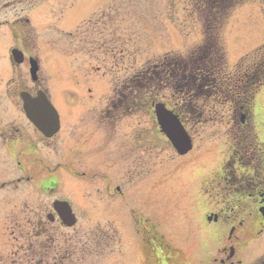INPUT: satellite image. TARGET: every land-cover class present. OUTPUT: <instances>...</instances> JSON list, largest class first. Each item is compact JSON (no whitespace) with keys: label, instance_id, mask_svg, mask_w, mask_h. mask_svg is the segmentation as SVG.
<instances>
[{"label":"rangeland","instance_id":"rangeland-1","mask_svg":"<svg viewBox=\"0 0 264 264\" xmlns=\"http://www.w3.org/2000/svg\"><path fill=\"white\" fill-rule=\"evenodd\" d=\"M44 3L32 15L36 39V32L39 34V49L33 51L34 55L42 53L45 64L41 72L48 76V92L63 127L54 139L58 148L55 160L50 154L54 152L41 149L33 157H42L43 164L24 167L35 182L44 168L46 172L50 168L48 175L59 180L56 199L67 198L77 209L76 226L53 227L60 241H77L87 249L82 262L73 258L68 264H145L146 259L154 260L152 240L172 248L176 257L184 259L177 261L179 264H205L208 251L204 247L213 227L206 217L216 209V202L203 189L228 159L232 128L226 123L227 111L217 105L215 111L221 118L217 121L210 112L201 110L210 108V103L193 107L202 115L201 123L194 118L195 123L189 126L195 142L184 157H178L160 134L154 116L149 114L152 106L147 109L144 105L143 112L113 125V119L105 116L109 101L117 98L115 90L132 74L143 72L144 67L154 66L167 55H186L204 42L199 16L193 13V9L202 11L201 1ZM229 12L217 36L226 74H233L264 53V0L238 2ZM72 106L79 109L70 111ZM252 109L261 115L264 127V86ZM259 131L264 142V130ZM63 154L82 177L64 172ZM145 164L150 165V172ZM13 168L8 164L9 175ZM93 174L94 179L90 178ZM108 184L110 196L105 191ZM116 186H121V193L115 194ZM98 231L107 233L109 243L113 241L103 252L91 247ZM9 236L7 230V241ZM253 241L259 242L248 247L246 262L260 264L254 260L263 253L264 261V240Z\"/></svg>","mask_w":264,"mask_h":264},{"label":"flooded vegetation","instance_id":"flooded-vegetation-1","mask_svg":"<svg viewBox=\"0 0 264 264\" xmlns=\"http://www.w3.org/2000/svg\"><path fill=\"white\" fill-rule=\"evenodd\" d=\"M44 2L46 0H0V18L3 17L0 21V264H68L73 258L82 262L87 251L77 241H60L55 236L53 227L62 226L55 214L52 222L49 215L54 213L55 201L68 199H56V177L48 175L52 170L47 168L46 172L44 168V173L35 182L34 177L27 176L28 169L24 167L28 163L43 164L42 157H33L41 149L54 152L50 153L54 161L58 149L54 142L56 135L45 136L25 112V99L33 100L39 93L54 105L48 92V76L41 72V65L45 64L41 60L42 53H39L40 56L38 52L34 55L33 51L39 49L36 45L39 34L36 32V39L32 15ZM59 6L62 7V4ZM162 60L155 67L162 69L165 81L174 80L177 84L190 81L187 73L186 76L184 72L175 73V77L169 74L170 64L177 65V61L172 60H180L179 57L171 59L172 62L168 61V57ZM32 62L38 67L34 78L30 74ZM194 66L196 73L199 66ZM250 66L252 64L241 65L233 74L242 77L249 75L247 82L253 85L262 80L263 70L261 63H256V70ZM147 79L151 81V71ZM244 95L228 93L223 97L222 106L227 111V124L231 131L238 123L237 112L245 99ZM200 97L203 96L189 95L194 99ZM241 112L239 130L242 143L237 142L234 135L228 159L220 173L213 175L214 179L207 183L206 191L203 189V193L210 194L216 202V209L209 213L214 216V221L209 224V227L213 226L212 233L206 241L208 246L204 247L208 251L204 254L205 264H247L248 247L253 242H259L253 241L255 239L264 240V142L259 131H263L264 127L261 126V115L257 114L258 111L253 113L251 105L248 107L245 103ZM178 115L189 128L187 116L181 111ZM62 159L65 173L82 177L72 169L66 154ZM8 164L15 169L11 175L8 174ZM145 167L150 172V165L145 164ZM105 191L108 196L111 195L109 184ZM119 193L121 189L116 186L115 194ZM72 208L76 213L73 205ZM7 230H10L8 241L5 238ZM112 243L105 245V241H100L97 249L103 252ZM153 250L157 264H179L174 257L178 255L164 243L159 245L160 253L157 248ZM255 259V262L264 264L263 253Z\"/></svg>","mask_w":264,"mask_h":264},{"label":"trees","instance_id":"trees-1","mask_svg":"<svg viewBox=\"0 0 264 264\" xmlns=\"http://www.w3.org/2000/svg\"><path fill=\"white\" fill-rule=\"evenodd\" d=\"M228 0H212L209 3H207L208 7L213 8V17H208L207 20L202 21L204 24V27L206 28V47H213L215 48V52L211 53L209 51L207 52H200L198 51L194 55L192 54L191 57L187 61L183 60H177L178 64L176 67L171 66L169 74H175L180 72H184L183 66L185 63H191L192 66H194L193 63L198 65H207V63H211V66H205L201 67L198 71V73H190V81L186 83L185 81H182L180 83H176L174 80L171 82H167L164 80V77L159 74L158 76H154L151 81H148L147 74L141 73L140 75L134 77L131 80V83L129 84V87H127L128 93L125 95V99L121 100V103L118 102L117 105H115L114 109L112 108L113 113L115 114L114 118H121L124 116H128L131 114H137L142 112L141 109L144 108V105H148L147 109L153 105L154 102L157 101L159 98L158 91L161 88H169L172 89L175 98L181 97L182 102L187 101L190 102H197V99L189 98V95H203L205 93H218V95L223 98L224 95L228 94L227 86L231 83L226 82V78H221L220 76H216L215 72L218 69H221L222 64H224V57L222 55L223 52L219 50V47H221V42L217 38V32L219 31V27L223 25L227 19L228 15ZM210 9H207L208 11ZM219 34V33H218ZM215 35V37H214ZM202 50V49H201ZM261 62L263 63V69H264V57L262 58ZM195 67V66H194ZM186 72V71H185ZM190 72V71H188ZM185 75V74H184ZM175 77V75H172ZM186 76V75H185ZM240 77V76H239ZM171 78V77H169ZM249 78V77H248ZM236 80L230 87L234 88L238 93L242 94L245 91L246 83H247V77L243 75V77H236ZM182 95V96H180ZM250 98V97H248ZM176 106L181 105V103H177V98L175 100ZM180 102V101H179ZM248 102V99H247ZM142 105V106H141ZM142 108H139V107ZM184 108L190 110V106L186 105ZM146 109V111H147ZM116 110V112H115ZM149 112V110L147 111ZM215 119H218V113H214L213 111L210 114ZM210 118V117H209ZM200 119V118H199ZM199 119L196 120L199 123ZM156 261L150 262V264H155Z\"/></svg>","mask_w":264,"mask_h":264},{"label":"water","instance_id":"water-1","mask_svg":"<svg viewBox=\"0 0 264 264\" xmlns=\"http://www.w3.org/2000/svg\"><path fill=\"white\" fill-rule=\"evenodd\" d=\"M156 114L162 131L167 135L176 151L180 155L187 154L192 149V141L178 118L166 111L163 106L157 107Z\"/></svg>","mask_w":264,"mask_h":264}]
</instances>
